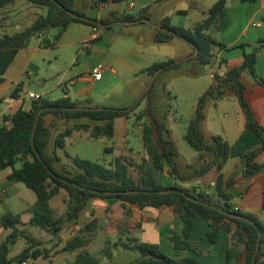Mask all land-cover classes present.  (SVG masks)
I'll return each mask as SVG.
<instances>
[{
  "label": "trees",
  "instance_id": "16d2710c",
  "mask_svg": "<svg viewBox=\"0 0 264 264\" xmlns=\"http://www.w3.org/2000/svg\"><path fill=\"white\" fill-rule=\"evenodd\" d=\"M16 0H0V11L14 3ZM35 7L42 8L43 14L36 17L30 27L14 33L3 35L0 38V83L3 75L13 62L19 50L27 47L33 38H39L48 29H55L56 33L51 39H42V47H53L60 39L70 23H83L93 28L110 27L114 24H135L143 19L150 22L146 13L125 14L117 16L110 12L106 17L88 18L81 11L74 9L75 0H24ZM121 2L123 0H114ZM242 2H254L256 0H241ZM225 0H217L208 10L207 17L195 25L191 30L183 27L172 26L168 18H165L156 28L154 42L157 44L169 43L175 37L186 41L193 49L194 55L190 58L196 65L209 66L213 60V47L226 48L216 43L207 31L214 26L223 23V9ZM264 41H260V44ZM245 47V44L240 45ZM197 51V53H195ZM257 48L249 53H243V61L240 66L225 73L221 78L215 74V84L205 95L216 94V98L223 97L222 88L227 86L232 90L246 117L245 127L251 130L259 139L260 146L246 148L239 153V161L243 167V176L253 177L264 171V164H258L256 157L264 153V127L255 119L251 109L244 100L245 86L241 82V75L247 71L261 86L264 81L256 76ZM173 61L154 63L144 69L149 75L158 79L165 72L175 69ZM17 90L12 97H15ZM154 95L153 84L146 90L143 97H147L149 105ZM205 102L204 96L198 100L194 116L188 123L185 139L188 145L199 154V157L208 156V160L200 170L201 174L214 169L218 176L215 182V191L222 205L214 204L206 197L194 195L187 189L176 186L165 187L160 180L168 168V175L175 180H185L175 165L174 159L177 151L173 142L166 139L169 131L161 121H157L150 109L136 116V121L144 117H151L152 121L142 123V141L145 157L138 163H131L126 158L117 156L112 164L106 166L97 162L82 160L78 157H70L65 154L71 164L78 170L72 174L67 169L56 171L54 164L58 161L56 150L65 147V140L74 132H85L89 138H105L112 140L114 137V122L118 118H128L139 105V101L127 109L114 108H89L84 107L78 101H71L68 97L53 101L45 98L35 100L29 110L22 108L10 116H3L0 123V171L8 170V180L12 183L23 184L35 195V203L25 210L30 214L28 225L45 231L56 238L62 230L64 220L77 219L81 211L93 199H114L120 202L125 216L131 211L126 209V204L135 205L139 209L147 207L160 208L171 207L174 214L182 220L181 233H174L170 241L174 247V255L168 256L162 253L159 246L150 243H139L129 240L118 245L123 249H135L140 253V258L132 264H203L196 257L180 256L181 251H190L199 254L202 249L189 242L193 220L197 217L206 220L211 230L207 234L208 241L215 243L220 231L229 236V244L226 250V264H264V223L256 217L243 215L232 209L231 196L223 188V176L220 174L229 157L230 146L221 137H213V145L207 147L203 143V135L198 126L202 120L201 108ZM1 103V101H0ZM46 116L55 120L70 122L78 119H88L94 125L88 123H73L66 125L52 140L53 151L49 155L46 147L51 141V126L44 122ZM112 152L111 147H106L104 153ZM136 173V176L132 174ZM233 180H229L226 186H230ZM67 194V207L61 216H57L50 205L60 191ZM264 205V202H262ZM20 224V216L4 213L0 216V225L9 230L6 239L0 245V264H23L28 260H36L46 257L48 251L41 248L29 236H22L17 227ZM95 228V221H91L81 228L78 235L65 242L62 251L73 253L85 247L91 240L89 233ZM85 233V234H84ZM84 234V235H83ZM25 237L27 246L14 257H10V249L16 242ZM102 255L111 256L110 248L101 250ZM95 255L86 251L79 252L74 259L66 264H99Z\"/></svg>",
  "mask_w": 264,
  "mask_h": 264
},
{
  "label": "crops",
  "instance_id": "0c3cea01",
  "mask_svg": "<svg viewBox=\"0 0 264 264\" xmlns=\"http://www.w3.org/2000/svg\"><path fill=\"white\" fill-rule=\"evenodd\" d=\"M216 1L123 0L115 2L114 0H75L74 9L81 11L88 18L106 17L110 12L115 13L117 16L142 12L149 17L150 23L152 20L154 21L155 26H159L165 18H168L172 26L184 28L186 22L190 20H193L194 26L202 22L207 17L208 10ZM122 3L125 4L124 8H121ZM43 13L44 10L42 8L28 4L24 0H16L0 11V38L5 34L12 35L30 27L36 17ZM138 24L140 23L127 25ZM120 25L114 24L110 27L96 29L83 23L73 22L70 23L53 47L45 48L40 45L42 39H51L55 35L53 34L51 38H47V30L39 38H33L27 47L18 51L13 62L3 75V82L0 83V123L3 116H10L20 108L26 111L31 108V104L35 100L28 99L26 97L27 94H34L37 100L45 98L53 101L49 95L51 96L52 93L58 94V89L61 88L63 94L60 98L68 97L71 101H78L81 105L82 102L88 104L97 92L103 91L107 87L109 75L119 76L116 65L121 61L126 63L128 58L132 59L136 55L134 49L125 45V40H121L124 42L123 50L114 51L113 44L116 41V36L122 34L119 33L123 29L118 28ZM207 34L216 43L226 46L224 49H220L218 46L213 47V60L210 65L217 67L216 74L218 76L223 78L227 71L240 66L243 61V53H249L253 48H257L255 72L257 78L264 81V43L260 44V41H264V0H256L254 2L225 0L223 23L218 28L217 26L211 27ZM121 36L118 37L124 38ZM242 44L246 46L243 48L240 46ZM96 65H101L103 68L102 78L99 81L93 80L90 74V70ZM104 75H107L106 81H104ZM243 76L245 77V82L243 81ZM25 79L28 82L36 80L41 85L40 90L37 92L27 91L24 86ZM241 82L245 86L244 100L246 104L253 112L256 121L264 127V86H261L247 71L242 73ZM85 85H89L92 88L91 91H84L83 87ZM15 90H17L16 96L12 97ZM74 95H77L78 98H74ZM126 96H129V94H126ZM225 116L227 117V114ZM144 118L146 119V117ZM144 118L137 122L136 131L137 135H140L138 141L142 147L141 151L143 154L133 151L134 143L129 136L132 132L128 130L126 124L123 123L120 127L117 126V122L120 119L124 121L127 119L118 118L114 122V137L112 140L115 139V145L113 147L116 150L120 148V144L116 143L117 139H119L124 144L123 148L127 154L138 162L145 157L142 141V123L145 122ZM151 121L146 119L147 123ZM44 122L47 126H51L50 142H52L58 133L53 137V130H56L62 124L68 125L72 121L67 123L63 120H55L51 116H46ZM229 146V157L220 174L223 176V188L231 196V207L243 215L256 217L264 223V205H262V202H264V171L253 177L246 178L243 176V167L239 161V153L241 151L246 148L259 147L260 141L251 130L244 126L235 143L233 145L229 144ZM113 147L111 148L114 149ZM203 160L205 163L208 160V156H204ZM256 162L264 164V153L256 157ZM201 175L205 176V181L202 185L193 186L191 189L183 187L174 178L170 177L168 168L165 169L161 180H165L163 185L165 187L176 186L181 189H187L196 196L206 197L214 204L222 205L223 202L218 198L214 188L218 173L212 169ZM7 176L8 170L0 171V216L4 213L12 214V211L6 207V203L22 193L21 184L10 182ZM229 180H233V183L230 186H226ZM235 197L239 201L233 202ZM112 200L114 199L90 200L84 208L87 211L86 215L78 217L77 223L75 221L69 223L68 232L73 233L89 222L95 221L100 214L103 215L110 206L114 205L118 208V211H115L116 213L111 211L112 215L116 214V222L122 225L125 232L123 233V238L127 242L136 240L139 243L156 244L165 255H174V247L170 237L174 233H181L183 222L174 214L171 207L162 206L160 208L147 207L139 209L135 205L126 204V209H129L131 214L125 216L124 210L120 207V202ZM109 201H112L113 204H110ZM108 213L110 212L108 211ZM107 221L103 220L100 224L98 223L91 232L90 242L85 247L70 253L69 256L75 257L79 252L83 251L95 255V247L102 250V245L107 243V241L103 239L98 244L99 242L97 243L96 240H98V236L100 237L113 231L111 227L112 219ZM30 228L32 232L36 230V227L30 226ZM210 230L211 228L206 220L199 217L195 218L189 242L200 247L202 252L196 255L190 251H181L180 256L196 257L203 264H226L229 236L225 232L220 231L216 242L210 243L207 238ZM8 233L9 230L0 225V245L6 239ZM61 237L65 238V235L62 234L56 238L47 236V240L39 243L41 248H45L48 251L47 256L39 257L36 260H28L24 264H57V257L60 256L57 251L63 242H67L66 240L62 241ZM124 243L126 242L123 239L119 243L113 242V244ZM115 248L122 247L118 245ZM15 255L11 254L10 249L9 256L14 257ZM74 257L64 264L72 261Z\"/></svg>",
  "mask_w": 264,
  "mask_h": 264
},
{
  "label": "rangeland",
  "instance_id": "374dc122",
  "mask_svg": "<svg viewBox=\"0 0 264 264\" xmlns=\"http://www.w3.org/2000/svg\"><path fill=\"white\" fill-rule=\"evenodd\" d=\"M124 7L125 4L122 3L121 8ZM193 27V20L186 22V26H184L185 29L191 31ZM118 28H123L121 29L122 32H119L122 33V36H116V41L113 44L114 51L119 52V49L122 51L124 42L121 40H125V45L134 49L136 55L132 59L128 58L126 63L124 61L118 63L116 67L119 71V76L114 77L109 75L107 87L103 91L100 90L97 92L88 104L82 102V106L89 108L113 107L115 109H127L139 101V105L127 120L120 119L117 122L118 127L124 123L128 130L132 132L129 136L134 143L133 151H138L139 154L143 153L138 141L140 135L138 136L136 133V116L146 112L150 106L154 118L157 121L163 122L166 129L170 132L165 138L171 140L176 148L177 157H175L174 162L179 174L186 178L185 180H176V182L189 189L193 186L202 185L205 181V176L201 175L200 170L204 165V160L203 157L200 158L199 154L188 145L185 139L188 123L195 114L199 98L204 96L205 102L201 108L203 118L198 126L200 133L203 135L204 145L211 147L214 143L213 137L216 136L221 137L233 145L246 123V117L239 106L235 93L227 86H224L222 88V98H216L215 93L205 95L215 84L217 67L213 65H196L190 59L194 55L192 47L181 38L175 37L169 43H155L153 38L157 26H155L153 20L151 23L144 22L138 25H120ZM46 34L47 38H51L55 34V29H48ZM170 60L176 64V68L165 72L156 80H154L153 76L143 71L154 63H162ZM106 79L107 75H104V81ZM243 81L245 82L244 76ZM151 84H153L154 95L149 105L147 97H143V95ZM24 86L29 92H37L41 87L36 80L28 82L27 79L24 80ZM91 89L89 85L83 87L84 91H91ZM62 94V89L59 88L58 94L52 93L49 97L51 100H56ZM126 94H129V96H126ZM73 97L78 98L77 95ZM225 114H227V117ZM146 119L151 121V117H146ZM146 119L144 118V121ZM73 123H88L91 126L95 124L85 118L72 121L68 125H72ZM65 126L66 124H62L59 128L53 130V137L57 132L63 130ZM114 142L115 139L107 140L101 137L92 139L85 132H74L70 138L65 140L64 149L56 150L58 161L54 164V169L61 171L64 168L72 174L78 172L65 154L72 158L78 157L82 160L97 162L106 166L112 164L116 156L124 157L133 164L134 162L138 163L135 158L127 154L123 148L124 144L119 139L116 141V143L120 144L118 150L113 147L115 145ZM106 147H113L114 149L110 153H104ZM52 150L53 144L50 142L46 147V153L51 155ZM132 174L136 176V173L132 172ZM160 182L164 185L165 180H160ZM21 188L22 193L8 201L6 207L12 211V214L20 216V224L17 227L23 236L32 237L37 243L44 242L47 240V236L50 235L39 228H36L32 232L28 225L30 214L25 213V210L35 203V195L23 184H21ZM112 201H109L110 204H113ZM237 201L239 200L236 197L233 198V202ZM50 205L55 210L56 215L58 217L61 216L67 207V194L63 190L60 191L58 195L50 200ZM111 211L114 213L118 211V208L114 205L110 206L103 215L100 214L98 216L99 218L95 219V226L103 220L107 221L112 219L111 227L113 231L103 236H98V240H96L97 243L99 242L98 244L103 239L107 241V243L103 244L104 246L102 245V248L109 247L111 256L102 255L101 250L95 247V257L99 259V264H132L140 258V253L135 249L115 248L113 246V242L119 243L122 239L124 242L127 241L123 238V233L125 232L123 231L122 225L116 222V214L112 215ZM86 212L85 209L82 210L79 218L84 217ZM71 222L73 223L74 220H64L62 223V231L59 234V236L62 234L65 235V238L61 237L62 241L70 240L78 235L81 230L78 227L79 229L77 231L73 233L68 232V226ZM64 243L57 251L60 255L57 257L59 259L56 260L57 264H64L74 257L72 255L69 256L70 253L62 251ZM26 246L27 241L25 237L20 238L11 248V254L15 255L21 252Z\"/></svg>",
  "mask_w": 264,
  "mask_h": 264
},
{
  "label": "built area",
  "instance_id": "2783aa9c",
  "mask_svg": "<svg viewBox=\"0 0 264 264\" xmlns=\"http://www.w3.org/2000/svg\"><path fill=\"white\" fill-rule=\"evenodd\" d=\"M131 6H133V4H131ZM102 73H103V68L101 65H96L90 70V74L93 80L95 81H99L102 78ZM26 97L28 99L37 100V97L34 94H27Z\"/></svg>",
  "mask_w": 264,
  "mask_h": 264
},
{
  "label": "water",
  "instance_id": "95a60500",
  "mask_svg": "<svg viewBox=\"0 0 264 264\" xmlns=\"http://www.w3.org/2000/svg\"><path fill=\"white\" fill-rule=\"evenodd\" d=\"M142 22H147V23H148V21L145 20V19H143ZM134 23H139V21H136V22H134ZM157 28H161V27L157 26ZM195 53H197V51H196Z\"/></svg>",
  "mask_w": 264,
  "mask_h": 264
}]
</instances>
